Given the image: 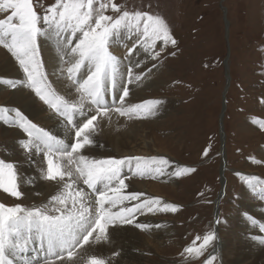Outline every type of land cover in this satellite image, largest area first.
Masks as SVG:
<instances>
[{
	"label": "rangeland",
	"instance_id": "obj_1",
	"mask_svg": "<svg viewBox=\"0 0 264 264\" xmlns=\"http://www.w3.org/2000/svg\"><path fill=\"white\" fill-rule=\"evenodd\" d=\"M33 2L37 5L36 11L43 14L55 0ZM115 3L122 10H139L163 17L176 43L164 45L157 41L154 51L160 52L159 57L153 58V52L148 51L146 59L158 75L153 78L156 86L144 94L169 102L170 110L156 120L136 123L126 118L111 135H121L137 125L142 130L138 134L145 138L138 148L149 146L150 157L166 158L169 161L166 172L171 174L177 167H191L195 171L181 177L172 175L170 185L175 190L161 189L158 195L149 192L162 202L180 206L174 213H150L151 218L167 227L158 249L144 241L149 234L138 228L139 244L132 246L129 240L124 241V247L110 249L104 259L107 264H205L210 255H215L214 264H231L228 261L232 255L241 252L230 243V237L233 235L231 218L246 207L239 206L242 193H246L245 205H264V198L252 192L242 179L256 177L264 183V128L256 122L264 121V0H115ZM106 14L117 15L110 8ZM5 15L0 13V18ZM121 43L117 39L114 46L119 49ZM0 51V63H3L10 54L2 46ZM10 97V88H0V106H6ZM94 136L102 141L96 144L100 159L126 157L113 144L105 142L107 135L100 126ZM2 141L0 135V148ZM127 176V193L145 194L148 187H138L139 182L167 184L148 176ZM19 184L22 198L0 190V203L21 204L26 208L43 205L39 194L32 198L22 189L20 179ZM254 219L257 223L249 220L251 229L243 237L245 241L264 232L261 217L256 215ZM119 224H115L117 229L121 228ZM208 232H214L216 238L203 255H181L197 236L202 238ZM111 237L109 234L107 242L117 245ZM196 243L199 245L202 239ZM259 244H264V237ZM38 249L37 241L24 253V259L17 256V263L25 264L29 260L26 264H45V254ZM80 252L78 248L76 255Z\"/></svg>",
	"mask_w": 264,
	"mask_h": 264
},
{
	"label": "snow or ice",
	"instance_id": "obj_2",
	"mask_svg": "<svg viewBox=\"0 0 264 264\" xmlns=\"http://www.w3.org/2000/svg\"><path fill=\"white\" fill-rule=\"evenodd\" d=\"M36 7L33 0H0V13L7 14L0 18V46L15 59L23 73L19 80L0 78V84L31 90L64 119L65 126L73 131V142L68 143L40 127L18 108L0 106V122L14 125L26 134L22 149L29 155L42 154V178L61 185V190L49 201L51 208L0 203V264H17V256L23 257L37 241V251L43 250L45 264H57L66 258L72 260L76 250L88 244L94 233L95 243L107 241L109 227L116 223L133 224L137 213L144 214L145 210L174 213L180 207L162 202L158 197H146L144 193L125 192L128 187L125 170L139 177L158 178L166 174L169 166L166 158L95 159L82 154V150L94 143L98 117L110 119V113L115 112L131 119L155 113L161 103L159 100L126 105L125 98L129 96L126 85L133 83V79L141 80L142 76L134 74L131 64L121 73L122 60L110 51V45L125 35L128 39L134 35L146 52L152 51L153 58L159 57L160 52L154 51L157 41L164 45L176 43L166 20L149 12L122 10L115 0H55L43 14L38 13ZM109 8L117 15H107ZM41 38L53 41L61 63L67 64L60 71L74 88L77 99L67 98L52 87L41 56ZM135 51L134 44L127 49L126 58ZM125 79L126 84H122ZM110 91L117 105L114 108L106 101ZM117 91L120 92L118 102ZM86 104L88 112L94 114L85 112ZM77 116L83 119L77 121ZM256 122L264 128V121ZM204 155H208L207 150ZM65 160L74 166L75 176L90 192L78 186L74 171L65 166ZM194 171L191 167H177L171 175L181 177ZM242 179L252 192L264 198V183L256 177ZM0 190L17 199L23 196L17 165L2 159ZM131 201L136 203L125 206ZM249 220L257 223L252 217ZM136 227L148 230L152 226L136 224ZM261 228L264 229V225ZM215 238L214 232L202 238L197 236L181 255L201 256ZM201 239L202 243L197 245L196 241ZM215 260V255H210L205 264H214ZM87 264H107V261L92 255Z\"/></svg>",
	"mask_w": 264,
	"mask_h": 264
},
{
	"label": "bare ground",
	"instance_id": "obj_3",
	"mask_svg": "<svg viewBox=\"0 0 264 264\" xmlns=\"http://www.w3.org/2000/svg\"><path fill=\"white\" fill-rule=\"evenodd\" d=\"M119 40L122 42L120 44L121 47L118 49L119 46H114V41L110 45V51L121 58V73H124L126 71V66L131 64L134 66V74H139L142 76L141 80L137 81L133 79V83L126 85L129 88V96L125 98L126 105L140 104L148 100H155L149 98L148 96H145L144 94V92L150 89L151 86H156V82L154 83L153 78L154 76L158 75L156 69L152 68L153 66L150 67V65H147L146 59L148 56V51L146 52L143 47L137 44L136 37L134 35L131 39H128L125 35L122 39ZM134 44L136 45V51L131 55L130 58H126L127 49L133 47ZM40 49L44 63V69L48 73V79L51 81L52 87H54L56 91L61 95H65L67 98L77 99L78 96L74 88L71 86L70 82L67 80L66 75L61 74L60 69L66 68L67 64L61 63V60L59 58L60 54L56 51L53 41L41 38ZM13 59L14 58L9 55L6 60H3V63H0V75H2V77L0 78H10L15 80L23 78V74L21 73L20 69L14 64L15 62L13 61ZM64 59L67 60L68 58L65 56ZM122 84H126V79L122 81ZM0 88L8 89L10 87L0 84ZM10 90L11 97L7 102V107L20 109V111H22L29 119H31L40 127L50 131L53 135L59 138L65 139L68 143L73 142V131L69 127L65 126L64 119L56 115L51 109H49L48 106H46L40 99L37 98V96H35L34 93L31 92V90L27 88H10ZM166 90L168 89L166 88ZM111 94L112 92L110 91L108 93V96L106 95V101L109 106L111 104L113 105V95ZM118 94L120 95L119 91L116 92V96H118ZM113 106L116 107L117 105L114 104ZM88 108L89 105L86 104L85 111H87L88 115H90L91 113L88 112ZM170 108L171 104L169 102L161 101V103L155 109V113L153 115H148L145 117L134 116L133 118L129 119L127 117H121L119 116V114L112 112L110 113V119L98 117L97 124L107 135L105 142L113 144L116 151L121 152V154L126 156L150 157V154L152 152L149 146H144V149L138 148L141 147V145L144 143L145 138L144 136L138 134V132L142 130L138 129L137 125L130 127L129 131L121 135H111L112 131L117 130L122 120L124 122L126 118L131 122L136 123L146 120H156L165 116V112L169 111ZM0 135L3 138L2 146L0 148L1 159L6 162L15 163L17 165V174L21 181L23 187L22 189L26 194H28L29 196L39 194L38 198L40 199V205H47L49 206V208H51L52 205L49 203V201L53 195H56L61 190V185L42 178L41 170L42 168H44V158L42 154L36 153L29 155L22 149L21 142L26 139V134L14 125H5L3 122H0ZM93 140L94 143L82 150V154L90 158L100 159L98 151L96 150V144L102 141L98 140V138H96L95 136H93ZM157 157L160 156L157 155ZM64 164L67 168H70L74 171V166L68 165L66 160L64 161ZM166 173L167 174H165L164 176L158 178H152L148 176L149 178L158 180L160 182H167V184L163 186L157 183L145 184L143 182H139L137 183V185L141 188L147 185L148 188L147 192L145 193L146 197H153L149 195V192H156L154 194L158 195L161 192V189H165L167 191L175 190V186L170 185V183L173 184L171 182L172 178H170L172 175L168 172ZM125 174L130 176L133 175L132 173L127 172V170H125ZM74 178L77 179V184L79 187L83 188L85 192H89L87 191V189L85 190V188L83 187L84 185L75 176V171ZM28 181H31V183H29ZM245 197L246 193L243 192L241 195L242 200H240L239 206L246 207L242 208V212H240L234 218H231L233 235H231L230 237V243H232V245H234L236 249L239 248L241 252L237 256L232 255L231 259H228V263L264 264V244H259V240L264 237V232L262 234H257L258 237H254V239H252L251 241H245L243 239L247 231L251 229L249 217L255 218V216L258 215L262 219V225H264V209L263 207H259L264 205L259 203L256 205H245ZM134 203L135 201L126 202V205H131ZM138 214L140 213L136 214V218L133 224H119L121 226L120 229H117V227L115 226L109 227L108 235H112V240H116L118 246L116 244L113 245L112 241H102L100 243H95L94 240H92L90 244H87V246L85 245L83 248H81V252L72 260H68L66 258L63 261L57 262V264H84L83 262L86 263L88 257H91L92 255H98L101 258H104L106 255H108V251L110 249L122 248L125 246V244L123 245L124 241L127 242L128 240V243H131L130 245L132 246L139 244L140 240H138L136 236L138 228L134 225L135 223L149 224L152 226L150 229L145 230L149 234V238H143L145 242L150 243L151 246L158 249V243L165 234L163 233V230L166 231L167 227L165 228L164 224H161L159 223V221L151 218L149 216L150 213L146 210L144 214L137 216ZM157 225H159V227H156ZM95 235L96 234H94V236ZM98 250L99 253L97 254L96 251Z\"/></svg>",
	"mask_w": 264,
	"mask_h": 264
},
{
	"label": "water",
	"instance_id": "obj_4",
	"mask_svg": "<svg viewBox=\"0 0 264 264\" xmlns=\"http://www.w3.org/2000/svg\"><path fill=\"white\" fill-rule=\"evenodd\" d=\"M79 118H81V117H79Z\"/></svg>",
	"mask_w": 264,
	"mask_h": 264
}]
</instances>
